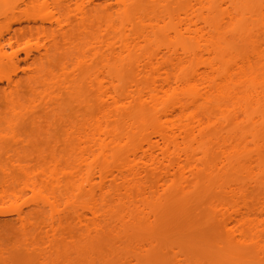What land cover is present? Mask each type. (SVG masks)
Here are the masks:
<instances>
[{"label": "bare ground", "instance_id": "1", "mask_svg": "<svg viewBox=\"0 0 264 264\" xmlns=\"http://www.w3.org/2000/svg\"><path fill=\"white\" fill-rule=\"evenodd\" d=\"M113 2L55 0L66 14L76 7V19L64 14L51 30L40 26L34 47L28 34L18 39L28 40L23 50L32 69L23 87L11 82L0 96L9 113L23 91L43 86L44 61L58 54L64 66L26 112L34 126L42 113L49 126L60 119V137L21 158V148L0 149L8 160L0 163L8 174L0 203L13 208L7 214L16 216L23 237L37 236L42 244L22 246L46 264L52 250L71 264L74 233L85 243L105 234L119 239L121 230L156 215L149 205L161 193L175 185L186 195L203 183L229 199L208 202L223 243L250 248L264 262V0ZM174 2L182 3L179 9L168 8ZM2 41L0 67L15 64ZM84 73L88 77L80 78ZM56 90L70 96L77 121L62 119ZM14 171L22 178L9 174ZM29 194L33 204L26 203L34 205L40 224L23 209ZM139 243L117 264L138 261L151 242ZM169 248L181 264L178 249Z\"/></svg>", "mask_w": 264, "mask_h": 264}, {"label": "rangeland", "instance_id": "2", "mask_svg": "<svg viewBox=\"0 0 264 264\" xmlns=\"http://www.w3.org/2000/svg\"><path fill=\"white\" fill-rule=\"evenodd\" d=\"M98 1L100 2V0H84L83 4L86 6L90 2ZM110 1L114 3L113 0ZM180 5L182 3L174 2L168 8L177 10ZM75 8L72 6V11L70 10L66 14V11L60 8L55 0H0V38L5 40V42L2 41V46L7 53L14 52L17 58L14 61L15 64H6L5 67H0V96L10 92L11 82L18 83L20 87H23V80H26L25 74L28 75L32 69V61L27 59L24 52L28 46V40L20 44L18 42L20 36L23 33L28 34L29 45L34 47L38 41L36 34L40 26L51 30V23L63 17L64 14L70 20H75ZM91 29V32H94L95 27H91ZM59 61L60 56L57 54L54 61L43 62V75L47 80L42 87H38L36 90L23 91L19 96L21 102L14 108V112L9 113L0 99L1 150L7 145L12 147L11 152L21 148L23 150H20V155L18 154V157L21 158L27 151L33 153L37 150L49 149L52 141L63 133V124L60 119H55L54 125L49 126L47 122H43L46 114L42 113V121L39 126H34L29 114L26 115L27 110L34 104V99L51 89L53 82L51 80L61 76L64 66L59 64ZM85 74L80 78L88 77V74ZM55 93L59 95L60 103L65 108V115L62 119L77 121L76 113L73 110L78 108L72 104L70 96L63 90H56ZM83 96L90 97V92L85 88ZM86 113L85 110L81 111L83 115ZM9 134L19 135L24 139V144H14L15 142H12L8 137ZM9 147L4 150L10 149ZM3 151H0V163L6 164L8 160L5 158V151L3 156ZM260 156L264 160V151ZM9 174L19 176L16 171ZM5 175L8 174L0 171V184ZM203 182H207V179L205 178ZM249 192L251 198L256 196L253 188ZM25 197L23 203L26 205H23V209L33 212L35 222L40 224V214L35 210L34 205H31L33 203H31L32 200H29L30 194ZM219 197L226 201L229 200L203 183L197 188H192L186 195L179 194L177 187L173 185L149 205L151 210L156 211V215L148 223L140 222L139 225H130L121 230L119 232L120 242L113 234H105L95 236L85 243L81 234L74 233L75 245L71 247L69 261L71 264H91V262L92 264H117L120 257L133 254L132 251L136 248L137 242L140 244L139 241H147L148 244L150 241V246L138 256V261H134L133 264H177L170 246H175L178 249L181 264H264L252 249L247 247L232 249L223 243L225 233L220 221L208 214L209 200ZM27 199L31 204L26 203ZM11 209L13 208H10L7 202L0 203V250L2 252L0 264H46L43 259L38 258L37 252L27 250L22 246L21 243L26 241L40 242V239L38 240L37 236L23 237L16 216L7 214L11 212ZM51 253L47 255V264L67 263L61 254L56 255L53 250Z\"/></svg>", "mask_w": 264, "mask_h": 264}]
</instances>
